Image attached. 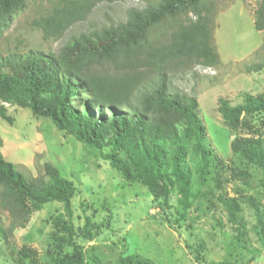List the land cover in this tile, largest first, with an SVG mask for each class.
Returning a JSON list of instances; mask_svg holds the SVG:
<instances>
[{"label": "trees", "instance_id": "trees-1", "mask_svg": "<svg viewBox=\"0 0 264 264\" xmlns=\"http://www.w3.org/2000/svg\"><path fill=\"white\" fill-rule=\"evenodd\" d=\"M28 1L0 0V29ZM114 1L118 0H57L52 14L37 25L43 38H60L97 4ZM203 1L157 0L143 9H129L124 22L72 37L57 54L29 51L1 57L0 119L13 123L6 115V105L28 109L33 116L48 120L58 132L97 152L124 181L146 187L154 202H163L161 210L169 209L170 198L175 194L181 208L178 218L184 220L198 196L192 191L184 142L191 141L198 156V187H204L211 179L219 188L223 172L222 166L218 169L220 164L214 166L216 157L204 145L205 129L198 117L196 99L171 93L163 74L166 65L194 61L212 67L218 63L208 28L210 9L202 6ZM256 1L253 28L264 33V0ZM188 13H195L198 22L178 25L168 36L150 42L152 30ZM110 66L115 69L112 73L105 69ZM263 68L264 57L247 71L259 72ZM151 69L158 71L154 79ZM218 110L227 126L235 130L242 115L264 113V97L245 95L243 103L233 107L220 100ZM1 146L0 139V149ZM230 148L245 162L257 166L264 178V139H234ZM231 177L243 180L245 174L232 173ZM73 183L60 177L49 164L45 165L44 175L36 177L18 171L0 151V240L9 250L7 264H27L26 260L37 263L34 249L22 246L15 252L10 242L16 231L27 226L33 212L51 203L62 205L66 218L53 221L62 244L72 250V256L64 261L83 264L76 243L78 230L71 222L76 192ZM219 201L234 220L235 200L220 196ZM253 207L256 216L263 218L258 207ZM2 213L7 215V224ZM166 222L170 223L169 219ZM93 228L86 218L81 237L93 238ZM94 233L98 235V227ZM200 251L195 248V259L200 258ZM118 264L153 263L138 255H127Z\"/></svg>", "mask_w": 264, "mask_h": 264}, {"label": "rangeland", "instance_id": "rangeland-1", "mask_svg": "<svg viewBox=\"0 0 264 264\" xmlns=\"http://www.w3.org/2000/svg\"><path fill=\"white\" fill-rule=\"evenodd\" d=\"M156 1L97 4L60 38L45 39L37 22L52 14L57 0H29L0 29V58L29 51L57 54L72 37L117 25L125 21L129 9H143ZM202 6L210 9L208 28L218 63L212 67L194 61L166 65L163 74L171 93L196 99L198 117L205 129L204 145L216 157L214 166L220 164L218 169L222 166L223 172L219 188L211 179L204 187H198V156L192 142H184L192 191L198 195L184 220L178 218L181 208L175 194L170 198L169 209L161 210L163 202H154L141 184L124 181L97 152L58 132L48 120L33 116L28 109L6 105V115L13 123L0 119V151L5 160L16 170L35 177L44 175L45 165L49 164L60 177L74 182L71 222L78 230L76 243L83 264H118L127 255H138L153 264H264V178L257 166L248 164L230 148L234 139H264V113L242 115L239 127L231 130L218 110L220 100L233 107L242 104L245 95L264 97V68L247 71L264 57V33L253 28L257 1L204 0ZM196 22L197 15L188 13L161 24L149 33L150 42L168 36L178 25ZM105 69L108 73L115 71L112 66ZM157 74L156 69H151L152 79ZM232 173H244L245 177L232 178ZM220 196L235 200L234 220L219 201ZM253 205L263 218L256 216ZM194 215L198 218L194 219ZM58 217L66 219L62 205L57 203L33 212L27 226L15 232L11 248L15 252L22 246L34 249L38 254L36 264H62L72 256V250L62 244L53 227ZM86 218L94 225L91 239L88 235L81 237ZM2 219L8 223L6 213H2ZM97 227L98 235L94 233ZM198 247L200 258L195 259L194 250ZM8 252L0 240V264L9 263Z\"/></svg>", "mask_w": 264, "mask_h": 264}]
</instances>
